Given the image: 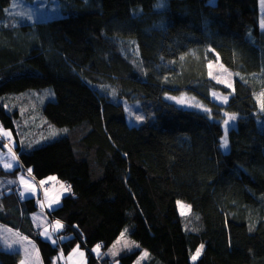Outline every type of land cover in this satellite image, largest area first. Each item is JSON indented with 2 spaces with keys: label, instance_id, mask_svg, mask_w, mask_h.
<instances>
[{
  "label": "trees",
  "instance_id": "obj_1",
  "mask_svg": "<svg viewBox=\"0 0 264 264\" xmlns=\"http://www.w3.org/2000/svg\"><path fill=\"white\" fill-rule=\"evenodd\" d=\"M25 1L34 12L18 19L6 11L11 0H0V89L42 84L0 94V126L15 137L12 150L0 134V151L12 160L5 169L0 159V222L33 239L42 264H66L76 246L87 264H133L141 249L114 261L92 251L106 250L124 229L148 250L142 264H264L259 0H41L54 16L44 20L37 0ZM218 57L233 73L232 88L212 79ZM213 91L228 95L226 103L212 100ZM169 92L206 109L183 108ZM21 101L42 103V119L32 112L26 121ZM125 101L138 104L141 123L128 121ZM226 113L237 119L231 126L229 116L223 152ZM49 124L64 133L33 145L30 129ZM19 172L34 180L53 174L69 190L51 213L41 210L38 198L22 196ZM180 199L196 230L185 229ZM38 210L64 224L53 241L35 227ZM19 259L0 250V264Z\"/></svg>",
  "mask_w": 264,
  "mask_h": 264
},
{
  "label": "rangeland",
  "instance_id": "obj_2",
  "mask_svg": "<svg viewBox=\"0 0 264 264\" xmlns=\"http://www.w3.org/2000/svg\"><path fill=\"white\" fill-rule=\"evenodd\" d=\"M41 0H37V8L39 9L38 11V18H40L41 20L48 19L50 17H54V16H48L45 15L44 12L46 11V3L45 4H39ZM217 0H211V2H214ZM166 6L165 4L161 7H158L159 9H161L162 7ZM259 8H260V23L264 26V0H259ZM34 3H32V5H27L26 1L24 2V0H11V3L9 4V6L6 7V11H8L10 14H14L16 17H18L20 15V17L18 19H22V17L25 15L28 18H31L32 14H33V10H34ZM37 18V17H35ZM36 62H39L38 60H35ZM210 74L212 76V79L215 82H219L222 85H225L226 87H231L233 86L232 81H233V73L231 72V69L228 67V65H226L225 63H223L220 60V57H218V59L216 60V62L210 63ZM8 85H6L4 87V89H0V94L4 93V91L7 92H19L21 90H24L25 88H32V87H36L39 84H42L41 82L37 81V80H32V79H25V80H18V81H14V82H9L7 83ZM211 97L212 100H214L215 102H220V103H226L224 101V97L228 98V95H223L220 92H211ZM168 98H170L171 101H173L175 104L182 106L183 108H194V107H200L203 108L204 110L206 109V107L203 106V104L196 98L193 97L192 95H189L188 93H182V92H175L173 94V92H169L166 95ZM219 97V98H217ZM21 103L25 104L23 107L20 108V112L21 114H27V112H29L27 115H25L26 121L28 120L29 122H31L28 117L32 115H34V117L37 118H41L42 114L40 111V107L42 106V103H35V102H31L29 103L28 101H21ZM27 103V104H26ZM125 110L127 112V116H128V121L131 124H138L141 123L143 121V113L141 112V110H139V106L137 103L133 102V103H129L125 101ZM197 109V108H195ZM199 109V108H198ZM229 116L231 117H236L237 116L234 113H226L224 115H222V119L223 122L225 120H229V124L231 122V120L229 119ZM137 117H140L141 119H137ZM42 119V118H41ZM236 119L233 121L231 126L235 125ZM262 121L264 122V119H262ZM261 121V122H262ZM37 126H42V123L40 120H38L37 122ZM225 125V124H224ZM228 125H225V127L222 125L223 127V134L221 135V141H220V148L223 150V152H228L229 150V146L227 143L226 147H222L223 141L226 137L227 142H228V138H227V132L228 128H226ZM230 126V127H231ZM45 126L41 127L44 128ZM41 128L35 129L32 128L27 129L26 131H29L30 133L33 134V138H32V142L34 143L33 145H39L42 143H46L49 142L50 140H53L55 138L60 137L61 134L64 133L65 128L64 127H57L54 124H49V126L46 128H44V130H41ZM0 134L2 137H8V141L6 142V144L9 143V145L7 147H9L10 149L13 150V148L10 145L9 139L11 141L14 140L15 137H13V133L10 129H5L4 127L0 126ZM6 147V148H7ZM7 151V150H6ZM13 153V151H11ZM10 152V153H11ZM8 152H2L0 151V158L4 157L3 155H8ZM5 156V157H6ZM8 158H10V156H8ZM11 160V159H10ZM12 161V160H11ZM12 165V164H11ZM18 178L20 179V181L24 184L25 182L30 183L31 186H35V193L37 195V193L39 194V196H37L36 198H38V204L41 208V210H47L45 203H44V195L45 198H48L49 194L52 193H58L59 198L62 197L65 193L68 192V190L64 187L63 182H61L58 178L55 177V175L51 174L50 176L44 177L40 180H34L31 181L30 178L27 177V174L23 173V172H19L18 174ZM31 181V182H30ZM20 182V183H21ZM36 182V183H35ZM49 186V187H47ZM39 187H41V190L39 189ZM41 191V192H40ZM177 204V211L178 214L181 216L182 218V223L185 227V229H189V230H196V224H197V217L195 215H193L191 212V206L190 204L186 203L184 200H179L176 201ZM56 208V207H55ZM54 209V208H53ZM38 210L37 212H35L34 214L37 215V220L35 221V227L37 229H39L40 235L50 241H53L52 236H53V232L54 231H60V230H64L65 227L63 222L61 220L55 219V217H52L51 220H48L47 217L45 216V214L43 213V211ZM48 212H52V210H47ZM59 222V223H57ZM0 225H2L4 228H0V250H4L6 252H11L6 250V248L4 246H2L3 244L1 243L2 241L5 242L6 244H8L10 247L15 248L16 245L18 244L21 247V251H20V259L17 262V264H19V262H21L20 264H24L28 263V264H38V259L36 257V253L38 250V247L36 245V243H34L33 239H30L28 237H24L25 239H29L30 243H33L34 246H32L30 243L25 242L26 240L22 241V239L20 240L21 242H19L18 238H16V236L13 234V231L11 227L7 226L5 223L0 222ZM7 229V230H5ZM54 229V231H53ZM198 229V228H197ZM6 231H8L6 233ZM16 233H18L17 231H15ZM45 233H47V235H45ZM123 233V236L121 235ZM20 234V233H19ZM22 234V233H21ZM20 234V235H21ZM23 235V234H22ZM24 236V235H23ZM23 238V239H24ZM117 240L109 245V247L106 250H100L98 247H94L92 249L93 253L97 256L99 255V253L105 257H109V259L111 261H114V258H116L119 254L122 253H126L129 251H133L135 249H141L140 254L137 256L135 262L133 264H142L144 261L148 260L149 257V252L147 249L145 248H141L137 242L133 241L127 232V229L122 230V232L118 235V237L116 238ZM200 250L199 254H197V250ZM196 252L193 255H196L197 257L200 256L201 254V247H199ZM15 250V249H14ZM14 250H12L14 252ZM37 250V251H36ZM16 252V251H15ZM113 253H115V255H113ZM65 263L66 264H87L86 262V251H84L83 248L76 246L73 250H71L70 254L66 257L65 259ZM193 261V260H192ZM109 264H113L109 263Z\"/></svg>",
  "mask_w": 264,
  "mask_h": 264
},
{
  "label": "crops",
  "instance_id": "obj_3",
  "mask_svg": "<svg viewBox=\"0 0 264 264\" xmlns=\"http://www.w3.org/2000/svg\"><path fill=\"white\" fill-rule=\"evenodd\" d=\"M211 1V0H210ZM214 2H216V1H214ZM214 2H212V3H214ZM12 142V141H11ZM4 157H2V158H0L1 159V161H2V163H3V165H4V168L5 169H8L10 166H12L11 164V160H10V158H8V156L7 157H5L6 155H3ZM28 178H30L31 179V177L30 176H27ZM17 179H18V181H19V184H20V190H21V193H22V196L24 197V198H30V197H37V196H39V194L37 193V195H36V193H35V191H36V189H35V186H31L30 185V183H27V182H25L24 184L20 181V179L18 178V176H17ZM31 181H33V179H31ZM30 181V182H31ZM21 182V183H20ZM43 200H44V203H45V206H46V209L47 210H52L53 208H55V207H57V206H59L60 205V203H61V197L59 198V196H58V193H52V194H49V196H48V198H45V195H44V198H43ZM54 201H57L56 203H53ZM32 219H34V221H38L37 220V215L36 214H33L32 215ZM0 228H4L2 225H0ZM5 230H7V229H5ZM0 231H2V230H0ZM11 231H13V229L11 230ZM8 231H6V233H7ZM13 234L16 236V238H18V240H19V242H21L20 240L22 239V241H24V240H26L25 242H28V243H30V241H29V239H25L24 237L25 236H23L22 234L20 235L19 233H16L15 232V230L13 231ZM24 238V239H23ZM3 245L2 246H4L5 248H6V250H8V251H12V250H14V251H16V252H18V253H20V251H21V247L17 244L16 245V247L15 248H13V247H10L8 244H6L5 242H1ZM32 246H34L33 245V243H30ZM37 251V250H36ZM36 253V257H37V259H38V264H42V260H41V255H40V253H39V251H37V252H35ZM21 262H19V264H20ZM23 264H24V262H23ZM25 264H28V263H25Z\"/></svg>",
  "mask_w": 264,
  "mask_h": 264
},
{
  "label": "snow or ice",
  "instance_id": "obj_4",
  "mask_svg": "<svg viewBox=\"0 0 264 264\" xmlns=\"http://www.w3.org/2000/svg\"><path fill=\"white\" fill-rule=\"evenodd\" d=\"M114 94V93H113ZM217 98H219V97H217ZM224 99V101L226 102L227 101V97H224L223 98ZM137 119L139 120V119H141L140 117H137ZM236 119V117H232V120L234 121ZM224 124L225 125H229V120H225L224 121ZM227 139H226V137H225V139H224V141H223V144H222V147H226L227 146ZM30 171V170H29ZM57 201H54L53 203H56ZM57 223H59V222H57ZM45 235H47V233H45ZM122 236H123V233L121 234ZM99 247V246H98ZM199 252H200V250L198 249L197 250V254H199ZM113 255H115V253H113ZM197 259V256L196 255H193L192 256V260L193 261H195Z\"/></svg>",
  "mask_w": 264,
  "mask_h": 264
},
{
  "label": "built area",
  "instance_id": "obj_5",
  "mask_svg": "<svg viewBox=\"0 0 264 264\" xmlns=\"http://www.w3.org/2000/svg\"><path fill=\"white\" fill-rule=\"evenodd\" d=\"M37 181V180H36ZM67 190H69V185L68 184H65L64 186ZM41 192V191H40Z\"/></svg>",
  "mask_w": 264,
  "mask_h": 264
},
{
  "label": "bare ground",
  "instance_id": "obj_6",
  "mask_svg": "<svg viewBox=\"0 0 264 264\" xmlns=\"http://www.w3.org/2000/svg\"><path fill=\"white\" fill-rule=\"evenodd\" d=\"M36 183V182H35ZM64 186H65V184H63ZM47 187H49V186H47ZM39 189L41 190V187H39ZM66 194V193H65ZM122 254H124V253H122Z\"/></svg>",
  "mask_w": 264,
  "mask_h": 264
}]
</instances>
